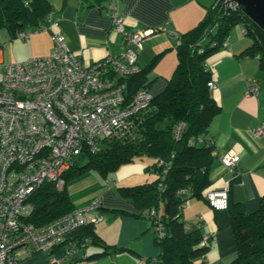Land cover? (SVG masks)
<instances>
[{
	"label": "crops",
	"instance_id": "1",
	"mask_svg": "<svg viewBox=\"0 0 264 264\" xmlns=\"http://www.w3.org/2000/svg\"><path fill=\"white\" fill-rule=\"evenodd\" d=\"M48 1L53 9L52 22L27 27L15 32L12 37L20 40L17 37L19 32L39 29L26 39H21L31 49L28 52L31 57L47 55L52 47L51 32L59 30L63 32L68 47L85 64L120 51L122 37L112 31V21L105 0L91 6L82 0ZM213 1H117L116 10L124 16L127 29L159 28L158 34L144 40L139 54L141 68L158 55L155 64L146 74L147 82H151L149 90L153 95L164 89L176 67L174 37L196 26ZM45 25L49 28L41 30ZM231 30L227 45L219 47L207 60L211 81L215 83V88L210 89L211 94L221 108L208 128L207 139L213 140L218 156L210 165L211 183L203 193L206 195L209 191L220 190L227 181H231L229 201L240 204L247 213H251L259 207L264 194V134L256 136L252 131L254 127L264 125V81L258 59L241 55L251 44V39L243 34L242 28ZM31 57L23 52L20 53L19 60ZM249 85L255 86L256 93L247 94ZM224 152H234L238 156V175L235 179H232L234 176L219 160V155ZM154 161V158L149 157L144 163L134 164L132 178L124 177L125 183H111L106 175L105 183L95 182L84 188H69L70 192L66 189L76 207L95 199L100 203L95 212L101 215V220L90 222L94 212L88 214V224L92 225L97 241L88 243L77 251L76 264H154L152 260L159 249L150 220L140 216L142 210L118 193L120 186L141 185L153 181L157 175L154 171L150 173L149 167ZM163 208L161 205V212H164ZM181 209V219L186 229L200 228L202 235L210 238V246L196 263L230 264L236 257V247L228 211L210 207L205 197L194 198ZM67 244L69 242L62 244L53 253L39 251L31 255H26L25 248H18L20 260L17 264H57L51 262V259L61 256ZM106 245L109 246V251L103 253ZM114 248H120L121 251L113 253ZM83 253L86 254V259H81Z\"/></svg>",
	"mask_w": 264,
	"mask_h": 264
},
{
	"label": "built area",
	"instance_id": "2",
	"mask_svg": "<svg viewBox=\"0 0 264 264\" xmlns=\"http://www.w3.org/2000/svg\"><path fill=\"white\" fill-rule=\"evenodd\" d=\"M117 1L108 0L107 7L112 31L122 37L121 49L92 63L85 64L68 47L60 30L51 32L52 47L44 56L6 63L0 45V264H17L18 248H25L26 255L53 253L70 233L89 223L91 212L94 214L90 222L101 220L95 212L100 203L95 199L36 226L29 221L33 210L29 197L44 182L62 190L64 172L84 149L96 151L105 139L131 134L140 114L150 107L152 92L139 88L128 94L126 79L140 72L138 60L143 42L158 34L159 28L127 29L124 16L116 10ZM222 2L227 9L240 8L234 0ZM53 17L50 12L48 24ZM48 28L45 25L41 30ZM38 30L19 32L17 37L26 39ZM174 38L179 43V36ZM227 41L220 47H225ZM207 85L215 88L212 81ZM251 93H256L253 85L248 86L247 94ZM183 126H176V136ZM252 131L261 136L264 125ZM219 160L234 177L238 175V156L234 152L220 154ZM229 186L227 181L224 188L207 192L205 199L210 207L227 209ZM189 201L186 199L182 207ZM146 218L155 236L163 237L161 213L150 208ZM89 242V238L70 242L62 255L52 257L51 262L76 264L75 254ZM200 244L210 246L209 236L203 235ZM81 259H86L85 253Z\"/></svg>",
	"mask_w": 264,
	"mask_h": 264
},
{
	"label": "trees",
	"instance_id": "3",
	"mask_svg": "<svg viewBox=\"0 0 264 264\" xmlns=\"http://www.w3.org/2000/svg\"><path fill=\"white\" fill-rule=\"evenodd\" d=\"M82 1L91 6L103 0ZM222 1L214 0L203 19L179 36L173 74L164 89L153 95L149 109L140 114L131 134L105 139L96 151L84 149L64 172L62 190L55 189L51 183L41 184L29 197L33 205L30 222L41 226L76 207L66 192V184L85 176L89 170L94 169L106 177L120 165L147 156L155 160L151 167L157 177L141 185L120 186L118 193L142 210L140 216L146 217L150 208L162 215L165 234L161 238L155 236L159 252L152 262L197 264L196 260L204 256L208 247L200 244L201 230L185 228L181 206L186 199L205 197L203 192L211 183L210 165L218 156L213 140L207 139L210 122L221 108L207 85L211 81L207 60L228 38L232 27L240 25L246 28L243 34L251 39L241 55L256 57L264 73V31L241 7L230 10ZM105 2L108 6V0ZM52 10L48 0H0V28H7L14 36L27 27L48 24ZM157 59L158 55L140 72L126 79L128 94L139 88L149 89L151 82H147L146 74ZM179 123L184 126L176 136ZM161 205L164 212L160 211ZM226 210L236 247V257L230 264H264V194L259 207L251 213L230 201ZM86 238L90 239L89 243L97 241L88 223L70 233L64 243H79ZM104 247L103 253H108L109 246ZM119 251L120 248L113 249V253Z\"/></svg>",
	"mask_w": 264,
	"mask_h": 264
},
{
	"label": "rangeland",
	"instance_id": "4",
	"mask_svg": "<svg viewBox=\"0 0 264 264\" xmlns=\"http://www.w3.org/2000/svg\"><path fill=\"white\" fill-rule=\"evenodd\" d=\"M240 29H241L240 25H235L232 28V30H240ZM12 37L13 36L9 33L7 28L5 27L0 28V45H2L4 50V61L6 63L21 61V59L19 60V56L20 53L23 52L31 57L32 55L28 54V52H30L31 49L28 47V45H25L26 41H21V39L20 40L12 39ZM244 38L248 41V43L250 42V40L247 37ZM0 74H1V66H0ZM261 74H262L261 77L263 78L264 81V73L261 72ZM148 158L149 157H137L132 162H128L120 165L116 170L110 171L107 174V177L110 178L109 181L111 183H114L116 181H117L116 183H123V182L125 183V181H123L124 177H128L130 179L132 178L131 171L134 168L133 165L134 164L136 165L138 163H144L143 161H145ZM149 171L150 173H153L152 167H149ZM155 174L157 175L156 172ZM95 182L105 183L106 179L98 171L91 169L88 171V173L85 176L81 177L80 179L68 182L66 184V189L68 190L69 188L70 189L84 188L92 185ZM117 187L118 186L115 187L116 191H117Z\"/></svg>",
	"mask_w": 264,
	"mask_h": 264
},
{
	"label": "water",
	"instance_id": "5",
	"mask_svg": "<svg viewBox=\"0 0 264 264\" xmlns=\"http://www.w3.org/2000/svg\"><path fill=\"white\" fill-rule=\"evenodd\" d=\"M242 11L264 31V0H234Z\"/></svg>",
	"mask_w": 264,
	"mask_h": 264
}]
</instances>
